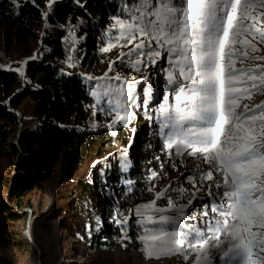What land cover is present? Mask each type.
Here are the masks:
<instances>
[{
    "label": "snow or ice",
    "instance_id": "1",
    "mask_svg": "<svg viewBox=\"0 0 264 264\" xmlns=\"http://www.w3.org/2000/svg\"><path fill=\"white\" fill-rule=\"evenodd\" d=\"M112 21L102 51L127 48L118 59L128 57L137 71L166 64V94L149 116L165 149L208 166L188 177L191 190L179 189L186 203L165 189L134 209L144 251L149 257L180 253L185 260L194 255L193 264H264V102L240 104L243 95L264 87V64L238 68L233 59L237 43L259 51L243 37L264 43V0H120ZM103 79L123 81L92 92L117 121H131L129 105L147 111L150 83L137 103L136 81L119 74ZM161 198L165 207L157 205Z\"/></svg>",
    "mask_w": 264,
    "mask_h": 264
},
{
    "label": "trees",
    "instance_id": "2",
    "mask_svg": "<svg viewBox=\"0 0 264 264\" xmlns=\"http://www.w3.org/2000/svg\"><path fill=\"white\" fill-rule=\"evenodd\" d=\"M119 5L120 0H0V23L14 31L16 43L25 47L31 40L42 42L38 56L26 64L21 93L14 95L15 88L23 85L20 72L0 65V92L11 99L7 102L0 96V146L7 145L16 158L11 172L0 174V185L6 188L0 191V250L20 247L22 240L23 245L32 247L15 228L16 223L28 219L24 208L33 207L29 196L41 192L56 171L69 172L90 153L102 157L106 153L102 148L115 142L111 131L92 126L98 116L92 92L97 85L93 77L107 64L108 53L102 49L108 43V29ZM31 52L25 50L26 54ZM146 87L139 88L142 98ZM159 95L160 91L155 95V106ZM26 98L33 102V114L42 125L24 129L16 143L19 121L14 109ZM137 111L141 114L142 108L137 107ZM132 171L113 166L105 178L99 177L101 191L106 190L102 198L109 219L154 197L146 179L127 184V179L147 176L148 170ZM80 185L91 188L84 180ZM77 203L78 208L86 206L84 198H78ZM92 231L94 243L110 247V237L120 235L123 227L111 221L107 230Z\"/></svg>",
    "mask_w": 264,
    "mask_h": 264
},
{
    "label": "rangeland",
    "instance_id": "3",
    "mask_svg": "<svg viewBox=\"0 0 264 264\" xmlns=\"http://www.w3.org/2000/svg\"><path fill=\"white\" fill-rule=\"evenodd\" d=\"M261 26L264 27V23ZM84 38L85 36L80 37L78 42L83 41ZM243 38L255 43L259 51H253L250 46L237 43L233 56V59L237 61L236 67H255L264 64V61L253 58L264 56V43L259 42L258 36L255 39L250 35ZM41 46V40L36 42L31 40L25 47L20 46L15 41L14 31L6 24L0 23V65L10 70H18L23 81L21 87L15 88L14 95L21 93L25 87L26 64L38 56L37 53ZM30 49L32 52L26 54L25 50ZM122 51L127 52L128 49L115 47L107 52L108 60L105 68L93 77L97 82L96 90H98V85L107 83L116 85L123 82L103 79L105 76L114 77L117 74L122 78L127 76L129 81L137 82L135 89L137 100L140 102L142 88L149 87V83L151 84L153 100L149 102L150 106L147 111L138 107L142 108L140 114L137 107L129 105L135 115L130 122L125 124V122L116 120L115 113L109 110L105 100L96 104L95 110L98 116L92 122V126L106 128L107 133L111 131L115 142L102 148L106 152L102 157L90 153L81 165L69 172L56 171L54 178L45 184L41 192H35L29 196L28 199L33 207L26 205L24 208L29 213L28 219L26 222L16 223L15 228L27 238L26 230L29 225V233L35 245L30 240L32 247L27 244L23 245L22 240L20 247L2 248L0 264H193L194 255L188 260H185L180 253L149 257L144 251V243L139 239L143 235V227L138 223L141 217L134 214V209L138 205L152 201L155 199L156 192L165 189H169L166 195L171 196L176 203H186V200L180 197L179 189L183 187L191 190L192 185L188 177L194 175L197 169H207L208 166L199 157H191L187 154L182 157L176 156L174 151L170 154L165 149L163 138L158 135V124L153 119H149V116L163 102L165 79L161 68L166 66L165 62L160 61L157 65H141L140 70L137 71L131 66L128 57L118 59ZM132 59L135 57L133 56ZM144 77H148L149 80L145 81ZM159 91L160 101L158 106H155V95ZM0 96L7 102L11 100L1 92ZM260 102H264V87L259 91L252 89L250 97L243 95L240 99L241 106L243 104L252 106ZM14 111L18 114L19 121L18 134L15 139L17 143L18 135L24 129L37 128L42 125V121L33 114V102L29 98H26ZM15 160L13 151L7 145H1L0 174L8 175ZM113 166L115 168L121 166L127 171L148 170L147 176L143 177L140 174L133 179H127V184H131L129 181L132 182V180L146 179L150 182L149 189L154 188V191H151L154 197L151 200L140 201L134 205L133 209H126L116 217L109 219L108 208L102 198V192L106 190L101 191V185L98 182L99 177L105 178ZM196 179L197 186H200L198 175ZM82 180L91 188L81 187ZM208 183L210 182H204L205 186ZM0 191L5 192L6 188L0 185ZM78 198L85 200L86 206L83 209L78 208ZM91 201L96 204L92 205ZM157 205L165 207L167 200L161 198L157 201ZM117 209L120 212V207ZM111 221L122 225L123 232L118 236L110 237V247H100L93 242L92 230H107Z\"/></svg>",
    "mask_w": 264,
    "mask_h": 264
},
{
    "label": "water",
    "instance_id": "4",
    "mask_svg": "<svg viewBox=\"0 0 264 264\" xmlns=\"http://www.w3.org/2000/svg\"><path fill=\"white\" fill-rule=\"evenodd\" d=\"M26 236H27V238H28V239H29V240L35 245V243H34L32 237H31V235H30V233H29V225H28L27 230H26Z\"/></svg>",
    "mask_w": 264,
    "mask_h": 264
}]
</instances>
